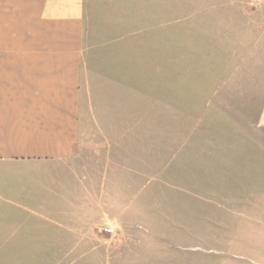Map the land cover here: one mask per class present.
Returning a JSON list of instances; mask_svg holds the SVG:
<instances>
[{
	"label": "rangeland",
	"instance_id": "rangeland-1",
	"mask_svg": "<svg viewBox=\"0 0 264 264\" xmlns=\"http://www.w3.org/2000/svg\"><path fill=\"white\" fill-rule=\"evenodd\" d=\"M79 81L76 154L44 173L86 211L26 222L5 179L0 264L257 263L264 0H88ZM22 226L59 249L22 250Z\"/></svg>",
	"mask_w": 264,
	"mask_h": 264
},
{
	"label": "crops",
	"instance_id": "crops-1",
	"mask_svg": "<svg viewBox=\"0 0 264 264\" xmlns=\"http://www.w3.org/2000/svg\"><path fill=\"white\" fill-rule=\"evenodd\" d=\"M87 3L0 0V166L10 171L7 176L0 174V183L5 179L22 183L21 196L8 195L0 186V202L5 205L12 195L14 201H10L21 203L26 222L65 219L75 209L86 211L84 196L53 190V179L44 171L76 154ZM21 34L22 49H10ZM260 124L264 126V107ZM19 168L22 173L15 172ZM68 233L73 240L75 233L80 239L86 232ZM60 235L22 226V250L59 249ZM263 255L257 263L249 260L248 264H264Z\"/></svg>",
	"mask_w": 264,
	"mask_h": 264
},
{
	"label": "built area",
	"instance_id": "built-area-1",
	"mask_svg": "<svg viewBox=\"0 0 264 264\" xmlns=\"http://www.w3.org/2000/svg\"><path fill=\"white\" fill-rule=\"evenodd\" d=\"M108 231H110V232H113V229H111V228H109V229H107Z\"/></svg>",
	"mask_w": 264,
	"mask_h": 264
}]
</instances>
